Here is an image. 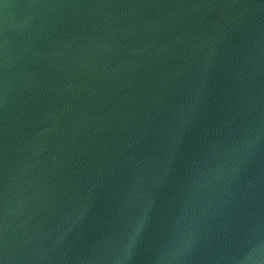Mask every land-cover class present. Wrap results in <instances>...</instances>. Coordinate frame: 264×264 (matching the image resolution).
<instances>
[{
	"label": "water",
	"instance_id": "95a60500",
	"mask_svg": "<svg viewBox=\"0 0 264 264\" xmlns=\"http://www.w3.org/2000/svg\"><path fill=\"white\" fill-rule=\"evenodd\" d=\"M259 241L264 0H0L3 264H237Z\"/></svg>",
	"mask_w": 264,
	"mask_h": 264
},
{
	"label": "clouds",
	"instance_id": "9594fccd",
	"mask_svg": "<svg viewBox=\"0 0 264 264\" xmlns=\"http://www.w3.org/2000/svg\"><path fill=\"white\" fill-rule=\"evenodd\" d=\"M126 250L127 248L125 249V251ZM257 253L264 254V241L257 242L254 247H252L246 253L240 256L237 261V264H264V261H261L257 258Z\"/></svg>",
	"mask_w": 264,
	"mask_h": 264
},
{
	"label": "snow or ice",
	"instance_id": "6c2138e0",
	"mask_svg": "<svg viewBox=\"0 0 264 264\" xmlns=\"http://www.w3.org/2000/svg\"><path fill=\"white\" fill-rule=\"evenodd\" d=\"M0 264H3V262H2V261H0Z\"/></svg>",
	"mask_w": 264,
	"mask_h": 264
}]
</instances>
